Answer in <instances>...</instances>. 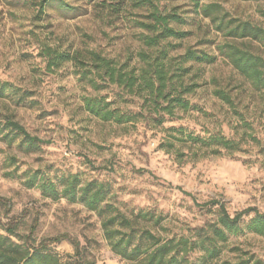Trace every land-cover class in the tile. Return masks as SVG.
Returning a JSON list of instances; mask_svg holds the SVG:
<instances>
[{
    "label": "rangeland",
    "instance_id": "374dc122",
    "mask_svg": "<svg viewBox=\"0 0 264 264\" xmlns=\"http://www.w3.org/2000/svg\"><path fill=\"white\" fill-rule=\"evenodd\" d=\"M152 1L154 6L140 0H0V82L18 92L0 97V129L10 117L41 141L30 150L22 137L9 144L0 133V232L16 226V242L45 241L64 262L76 258L77 243L83 260L133 264L112 250L101 216L80 201L53 200L28 187L33 174L54 182L78 175L81 185L103 183L107 203L128 217L142 215L140 225L166 240L200 242L211 234L219 217L218 205H205L211 200L223 202L231 215L249 207L264 212V90L220 55L217 45L228 39L191 1ZM204 2L264 28V0ZM154 9L184 19L172 23L187 34L167 40L176 45L170 56L181 61L189 47L217 56L213 63H184L190 68L185 84L195 85L184 94L190 108H175L162 126L150 120L155 106L110 83L91 62L95 52L118 66H142L138 53L148 50L142 40L148 31L141 23L152 21ZM244 46L264 58V42L247 40ZM48 48L75 58L59 62L46 55ZM24 92L28 102L18 104ZM90 97L143 114L126 124L105 121L86 109ZM170 128L201 137L222 134L239 141L240 150L213 154L191 140L179 141L183 135ZM219 247V256L206 264L250 256L264 263V237L247 229ZM203 253L198 247L187 258L197 262Z\"/></svg>",
    "mask_w": 264,
    "mask_h": 264
},
{
    "label": "trees",
    "instance_id": "16d2710c",
    "mask_svg": "<svg viewBox=\"0 0 264 264\" xmlns=\"http://www.w3.org/2000/svg\"><path fill=\"white\" fill-rule=\"evenodd\" d=\"M189 1L193 3L198 14L210 19L216 31L228 39L217 45L220 55L226 57L257 90H264V58L244 46L247 40L264 42V28L251 21L231 17L219 3L204 2L205 0ZM140 2L154 6L152 0H140ZM150 16L152 21L141 23V26L148 31V34L142 36L148 50L138 53L142 66L129 67L127 64L118 66L112 59L95 52L91 53V62L97 72L107 78L110 83L123 87L128 93L139 95L145 102L155 106L150 120L154 125L162 126L167 115L175 116V108L179 107L184 111L190 108V102L184 94L192 92L195 85L185 84L184 77L189 73L190 68L185 67L184 63L189 61L213 63L217 56L189 47L181 56V61H178L170 56L176 45L167 40L186 36V31L172 26V23H184V19L175 13H161L158 9L151 11ZM46 55L51 57L53 55L52 58L59 62L75 58L69 53H59L51 48L46 49ZM16 91L9 83L0 82V97L16 95L18 94ZM220 96L230 102L227 94L223 93ZM23 102H28L26 92L21 94L17 101L18 104ZM111 104L112 102L104 99L91 97L86 99V109L105 121L113 120L118 124H126L138 120L143 114L124 112L118 107L112 109ZM5 129L8 131L5 132ZM170 130H177L183 135L178 139L179 141L191 140L200 148L209 149L213 154H219L221 150L227 152L240 150L239 141L222 134L201 137L192 132L185 135L183 128H170ZM0 133L4 134L3 137L9 144L15 142L17 137H22L21 142L26 143L30 150H36L41 142L10 117L0 129ZM249 136L259 142L253 135ZM165 146L173 147L174 145L170 143ZM26 184L30 188L37 187L45 197L53 200L67 197L71 201L84 203L89 210L103 218L105 237L112 250L133 264H206L208 260L219 256L221 252L219 244L226 243L231 235H238L247 229L264 237V212L255 207H249L236 215H231L223 202L209 201L205 205L219 206V217L210 225L211 234L206 235L200 242L190 243L185 237L177 240L163 239L147 227L140 225L142 215L128 217L114 209L106 202L107 190L103 183L90 181L81 185L78 175H69L63 177L61 182H54L51 179H38V176L33 174L26 180ZM246 217H249L248 221H245ZM4 230L6 234L0 232V264H95L77 257L79 252L77 243L73 242L77 253L76 258L64 262L57 253L48 248L45 241L36 246L19 243L12 238L15 235L16 226H8ZM64 238L66 235L48 241L57 242ZM198 247L204 251L200 261H190L187 258L188 254ZM219 264L264 263L250 256L240 258L236 262L227 260Z\"/></svg>",
    "mask_w": 264,
    "mask_h": 264
}]
</instances>
